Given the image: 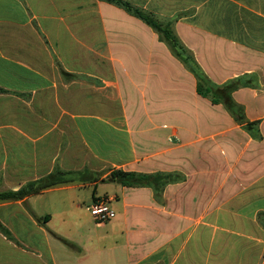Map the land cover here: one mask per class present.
Wrapping results in <instances>:
<instances>
[{"label":"crops","instance_id":"1","mask_svg":"<svg viewBox=\"0 0 264 264\" xmlns=\"http://www.w3.org/2000/svg\"><path fill=\"white\" fill-rule=\"evenodd\" d=\"M123 1L174 20L214 83L248 82L233 92L246 120L201 96L153 29L107 0H0V192L79 173L0 201V264H264V0ZM118 169L176 180L159 202L104 181ZM85 187L89 208L109 198L116 217L77 239L70 203L50 212L40 198Z\"/></svg>","mask_w":264,"mask_h":264},{"label":"trees","instance_id":"2","mask_svg":"<svg viewBox=\"0 0 264 264\" xmlns=\"http://www.w3.org/2000/svg\"><path fill=\"white\" fill-rule=\"evenodd\" d=\"M110 3L124 9L129 14L142 20L145 24L153 29L158 35L159 40L165 43L173 56L178 59L184 67L191 72L197 80L198 93L208 98L213 104H222L228 112L239 122H245V114L243 106L239 105L233 99V92L243 86H247L242 78L232 79L224 84L214 83L205 71L198 64L193 53L184 45L175 32L174 20H163L147 13L137 7H134L123 0H107ZM64 74H68L64 71ZM79 173L73 171H63L59 168L55 169L49 176L32 181L24 185L17 191L6 190L0 192V201H17L26 197L39 194L45 190L75 182ZM174 175L169 173L145 174L132 171H124L121 169L113 170L104 180L105 182L116 183L125 187H147L153 190L155 198L161 202L162 194L170 182L176 180ZM95 190L93 191V196ZM0 232L11 238L10 231L0 222Z\"/></svg>","mask_w":264,"mask_h":264},{"label":"rangeland","instance_id":"3","mask_svg":"<svg viewBox=\"0 0 264 264\" xmlns=\"http://www.w3.org/2000/svg\"><path fill=\"white\" fill-rule=\"evenodd\" d=\"M60 89L59 83H57V101L60 105H63V89ZM94 120H84L89 124ZM93 187H85L81 189L67 190L65 192H53L44 195L40 198L41 204H48L50 212H54L50 207H53L58 202L62 201L64 198L71 205V216L70 225H68L66 232L71 236L79 239L80 236L85 234H94L98 231L96 228V221L89 211L88 207L92 201ZM114 188L109 184H100L97 189L98 194H104L105 192L111 193ZM51 205V206H50ZM61 228V227H59ZM105 228L99 229V231H104ZM64 232V231H63Z\"/></svg>","mask_w":264,"mask_h":264},{"label":"built area","instance_id":"4","mask_svg":"<svg viewBox=\"0 0 264 264\" xmlns=\"http://www.w3.org/2000/svg\"><path fill=\"white\" fill-rule=\"evenodd\" d=\"M90 211L98 223H107L116 217L115 210L111 207V199L99 198L91 206Z\"/></svg>","mask_w":264,"mask_h":264}]
</instances>
